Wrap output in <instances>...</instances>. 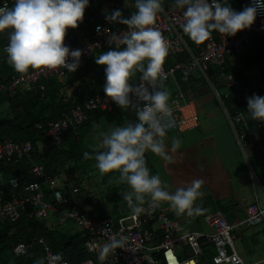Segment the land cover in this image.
I'll use <instances>...</instances> for the list:
<instances>
[{
	"label": "built area",
	"instance_id": "built-area-1",
	"mask_svg": "<svg viewBox=\"0 0 264 264\" xmlns=\"http://www.w3.org/2000/svg\"><path fill=\"white\" fill-rule=\"evenodd\" d=\"M230 1V0H229ZM249 0H247V5ZM117 6V5H116ZM0 7H10L9 0H0ZM182 9H163L156 15L153 27L159 30L167 44L168 53L162 64V71L158 80L152 86L154 89H163L169 85L172 89V101L169 115H162L161 122L165 133L172 131L189 132L197 127L198 117L191 101H187L184 93L178 86L177 75H189L203 79L212 88L213 95L220 99V94L211 84L208 72L213 68L219 69L218 77L223 87L224 95H229L232 90L240 87V80L233 74L226 73L223 63L229 56L242 54L250 45V33L244 29L233 36L213 32L210 37L200 44H188L180 25L182 24ZM256 27L254 34L264 37V12H258L255 18ZM100 30L97 32V26ZM126 27L117 29L111 23H96L91 25V33L88 37H69V50L79 48L81 57L79 66L97 50H105L114 47L110 36L114 33L123 35ZM122 47V46H121ZM178 55H185V59L165 65L166 61L173 60ZM67 70L30 69L21 75H13L8 83L0 82V94H6L12 98L16 92H43V82L54 81L63 84ZM145 84L140 78L133 86ZM149 86V91H152ZM129 97L133 104L142 106L145 101L139 100L132 93ZM131 107V106H129ZM120 108L104 92H100L81 105L73 106L68 113L47 125L45 136L51 146L57 148L61 145L63 137L75 134V128L87 120L88 114L93 111L109 112ZM226 121L234 135L238 150L243 153L244 137L237 131V125L241 123L240 113L226 115ZM38 127V126H37ZM40 153L42 144L35 143ZM30 142L14 143L10 138L0 142V162L17 163L24 157H28L32 151ZM247 163V162H246ZM248 167L249 164L247 163ZM29 175L38 182L28 183L18 191L19 181L12 176L7 181L9 198L0 194V221L15 222L24 213L27 206L32 208V214L40 220H52L54 227H61L67 223H73L79 229L87 233L88 239L84 246L88 254L93 255L98 264H205L201 262L203 256L200 242L204 240L211 249L209 264H243L234 248L237 239L236 230L261 225L264 227V186L256 181L254 173L249 168L248 173L252 181L253 200L244 211V218L230 224L222 213L215 212L212 217H206L209 232L193 230L178 234V221L170 218L166 202L153 205L150 200L140 206L144 209L139 214H134L131 209L120 217H104L99 221L92 220L86 214L79 212L71 204H77V197L86 190V182L66 183L60 177H50L44 174L42 165L31 163ZM0 183L4 182L0 179ZM49 199H47V196ZM90 195V194H89ZM60 216V217H58ZM123 240V247L103 251L105 245L112 239ZM182 242L187 243L189 256L180 261L174 248ZM42 244L45 264H68V262L53 253L49 247L39 239ZM25 246L18 245L14 252L20 254ZM59 257V260L57 259ZM94 264L88 259L80 264ZM208 263V262H207Z\"/></svg>",
	"mask_w": 264,
	"mask_h": 264
},
{
	"label": "clouds",
	"instance_id": "clouds-1",
	"mask_svg": "<svg viewBox=\"0 0 264 264\" xmlns=\"http://www.w3.org/2000/svg\"><path fill=\"white\" fill-rule=\"evenodd\" d=\"M173 2L176 8L183 10L180 25L183 33L195 44L206 41L213 31L233 36L249 28L258 12H264V0H249L240 11L234 10L229 0ZM87 6L88 0H14L11 7H0V32L8 30L4 51L11 67L18 73L30 68L75 72L81 50L70 51L62 41L67 29L77 27ZM134 8L127 17L122 16L118 8L105 14L107 22L119 23L127 30L123 35L112 34L110 41L114 47L100 52L94 62L104 66L105 96L120 108H134L136 122L113 127L101 134L102 139L94 146L95 168L102 174L119 173V180L129 189L124 192L123 200L134 214L144 210L140 205L147 196L154 206L169 202L176 215L193 216L202 211L194 207V203L203 195L199 191L203 180L193 179L186 186L169 192L160 177L150 175L146 167V151L164 160L170 159L169 149L162 139L166 133L161 122V116L171 112L169 94L152 87L160 77L168 48L161 32L153 27L157 13L162 10L161 0H135ZM96 30L99 32V25ZM134 70L141 72L140 79L146 85L129 83ZM129 93L146 103L138 107L132 103ZM246 104L249 119L264 122V95L246 97ZM179 144V140L172 141V149ZM97 147L102 150L97 151ZM83 156L89 158V152L85 151ZM123 243L114 238L103 251L121 248Z\"/></svg>",
	"mask_w": 264,
	"mask_h": 264
},
{
	"label": "trees",
	"instance_id": "trees-1",
	"mask_svg": "<svg viewBox=\"0 0 264 264\" xmlns=\"http://www.w3.org/2000/svg\"><path fill=\"white\" fill-rule=\"evenodd\" d=\"M13 2L14 0H9L10 7ZM134 4L135 0H88L82 20L75 29L66 30L62 43L68 45L70 36L75 39L88 37L91 33V25L103 23L102 13L107 14L110 9L118 8L122 16H129L135 11ZM161 5L166 10L175 8L173 0H161ZM111 23L117 29L126 27L116 22ZM183 35L185 37L184 33ZM7 43L8 30H5L0 32V82L4 83H8L13 75L24 74L16 72L8 63L4 51ZM107 50L109 49L95 51L75 72L67 73L63 84L45 81L43 92L18 91L12 98L6 94H0V142L10 138L16 144L30 142L33 147L28 157H24L17 163L0 162V179L4 182L0 183V194L5 198L10 197L7 183L10 177L15 176L18 179V191H22L23 186L28 183L39 181L33 179L28 173L31 163H35L42 165L46 176L61 177L66 183L79 184L85 180H92L96 190L94 197L86 193L80 194L77 197V204L68 206L69 208L74 206L92 220L120 217L130 210L127 202L123 200L124 192L129 190L128 186L119 180L117 171L102 174L95 168L94 146L98 145L102 139V133L116 126L135 123L134 108H116L109 112L96 110L89 113L87 120L75 128V134L70 133L64 136L61 145L57 148L51 146L45 136L49 123L57 121L62 114L68 113L71 107L81 105L103 92L104 66L96 65L94 58L100 52ZM183 59L185 55L174 58L175 61ZM246 61L254 64L259 62V58L255 57ZM168 64L167 61L165 65ZM211 71L208 72L209 77ZM140 76L141 72L134 70L129 83L135 84ZM189 77V75L178 74V83H188ZM3 107L5 109L1 111ZM102 127L106 129L101 130ZM162 139L165 141L164 137ZM36 142L42 144L40 153L36 149ZM96 150L102 149L97 147ZM85 151L89 152L87 159L83 156ZM144 156L150 175H158L166 190H172L173 186L169 184V180L173 175L164 171L161 163L163 158L149 151H146ZM213 171L211 167L206 169V172ZM225 175L223 171L217 169L208 180V200L212 203L210 211H219L228 223L233 224L239 218H235L232 211L222 205L225 198L229 197V191L225 186L227 185ZM46 196L49 199V196ZM148 200L146 196L144 202ZM228 211L232 218L229 217ZM29 214H32V208L27 206L15 222L0 221V264H45L42 244L38 243L39 239H43L49 249L64 258L68 264H80L88 259L98 264L94 256L88 254L85 249L84 244L88 239L85 231L79 229L70 233L61 227H54L52 220H40ZM18 245L25 246L20 254L14 252ZM200 245L203 256L207 259L212 254L211 249L204 240L200 242Z\"/></svg>",
	"mask_w": 264,
	"mask_h": 264
},
{
	"label": "crops",
	"instance_id": "crops-1",
	"mask_svg": "<svg viewBox=\"0 0 264 264\" xmlns=\"http://www.w3.org/2000/svg\"><path fill=\"white\" fill-rule=\"evenodd\" d=\"M229 3L236 11H240L247 6V0H232ZM102 14L105 16V13ZM106 22L104 19L103 23ZM255 27L254 20L252 25L246 29L250 33V45L246 50L242 54L227 57L223 63L224 71L233 74L240 80L241 85L239 88L232 90L227 96L224 95L218 77V68L211 69L209 79L220 94V99L215 98L212 88L203 79L189 77L188 83H178L185 99L191 101L195 107L198 125L189 132L172 131L164 136L165 147L169 149L170 159L161 160L163 169L167 173H172V178L177 177L179 179V184H175V186L171 184L174 188L167 191L172 192L190 182L183 181L181 178L194 161L201 164L203 169L211 161V168L214 169L213 172H206L199 189L203 195L194 203V207L198 206L202 209L201 213L193 216L176 215L169 202H166L170 218L179 223L178 234L193 230L201 232L206 230L209 232L205 218L212 217L213 213L219 211H210L212 203L208 200L207 182L216 173L217 169L226 174L227 185L225 186L229 191V197L225 198L222 205L232 211L234 217L239 218L238 221L244 218L245 208L253 200L252 181L248 173L249 168L254 173L256 181L264 186V122L249 119L246 104V97L253 94L264 95V37H258L254 34ZM213 34L215 36L219 35L215 31H213ZM185 39L188 44L194 43L186 34ZM255 57L259 58V62L247 63L246 60ZM179 61L168 60V65ZM162 90L168 92V104L170 106L173 99L172 89L169 85H165ZM235 113L241 115V123L237 125L236 129L244 137L243 153L238 150L234 135L226 121V115ZM174 140H179L180 144L179 147L172 149L171 144ZM255 169H257V172H255ZM227 213L229 215V211ZM229 217L232 218V215H229ZM241 232L238 237L244 243L238 245L237 255L241 258L243 264H264V227L258 225ZM209 258L210 256L207 259L205 258L207 262Z\"/></svg>",
	"mask_w": 264,
	"mask_h": 264
},
{
	"label": "rangeland",
	"instance_id": "rangeland-1",
	"mask_svg": "<svg viewBox=\"0 0 264 264\" xmlns=\"http://www.w3.org/2000/svg\"><path fill=\"white\" fill-rule=\"evenodd\" d=\"M232 1V0H230ZM111 9L108 11L110 12ZM107 25H110L109 22H106ZM4 107L1 109V111H4ZM127 109V108H126ZM101 130L106 129L105 127L100 128ZM211 161L209 162V164L207 165V167H205L204 169L202 168L201 164H199L197 161H194L193 164H191L190 168L188 167L187 171L185 172L184 176H182L181 180L183 181H191L193 179H204V176L206 175V169L211 167ZM255 172H257V169H255ZM185 177V178H184ZM86 182V190L88 192H84L82 191V194H90V197H94V195L96 194V190L92 184V180H85ZM170 184L174 185L175 184H179V179L177 177H173L170 181ZM174 188V187H173ZM60 217V216H58ZM62 229H65L66 231H69L70 233H73L75 231L79 230V227H77V225L73 224V223H67L63 226H61ZM203 232L207 233L208 231L204 230ZM237 236H240V234L242 233L240 230H236L235 231ZM244 243L243 241L240 240L239 237H237V239L234 241V248L235 251L237 253L238 249V245ZM247 244V242H245ZM249 243V242H248ZM250 244V243H249ZM248 244V245H249ZM250 246V245H249ZM174 251L176 253V255L178 256L179 260L182 261L184 259H186L189 254V249H188V245L185 242H182L180 244H177L174 248ZM205 264H209L206 262Z\"/></svg>",
	"mask_w": 264,
	"mask_h": 264
},
{
	"label": "water",
	"instance_id": "water-1",
	"mask_svg": "<svg viewBox=\"0 0 264 264\" xmlns=\"http://www.w3.org/2000/svg\"><path fill=\"white\" fill-rule=\"evenodd\" d=\"M200 260H201V262H204L205 261L204 256H200Z\"/></svg>",
	"mask_w": 264,
	"mask_h": 264
},
{
	"label": "bare ground",
	"instance_id": "bare-ground-1",
	"mask_svg": "<svg viewBox=\"0 0 264 264\" xmlns=\"http://www.w3.org/2000/svg\"><path fill=\"white\" fill-rule=\"evenodd\" d=\"M178 264V263H177ZM181 264H186V263H181Z\"/></svg>",
	"mask_w": 264,
	"mask_h": 264
}]
</instances>
